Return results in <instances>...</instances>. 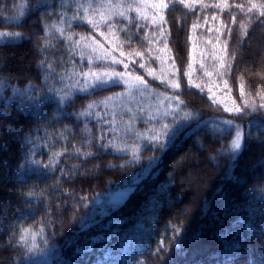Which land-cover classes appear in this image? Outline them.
Listing matches in <instances>:
<instances>
[{"label":"trees","instance_id":"trees-1","mask_svg":"<svg viewBox=\"0 0 264 264\" xmlns=\"http://www.w3.org/2000/svg\"><path fill=\"white\" fill-rule=\"evenodd\" d=\"M168 2L163 33L137 20L114 48L100 35L110 37L106 28L72 20L76 0H0V33L9 34L0 37V264H264V17L236 8L249 0H228L227 9L221 0ZM80 35L149 88L77 91L76 73L104 67L88 63L87 42L73 43ZM173 65L175 90L160 83ZM172 121L184 126L173 143L149 146L152 131Z\"/></svg>","mask_w":264,"mask_h":264},{"label":"snow or ice","instance_id":"snow-or-ice-1","mask_svg":"<svg viewBox=\"0 0 264 264\" xmlns=\"http://www.w3.org/2000/svg\"><path fill=\"white\" fill-rule=\"evenodd\" d=\"M173 2H179L183 4L186 8L187 7H194L193 5H189L185 3V0H173ZM221 3L223 6L227 9L231 6L229 5L228 0H221ZM250 7L245 8V5L243 3L237 4L236 8L242 12V13H252L253 11H256L258 13L257 19H260L261 17H264V3L259 2H252V0H249ZM41 6H46L44 4V0H41ZM208 5H203V7H207ZM215 7L219 8L221 7V4H216ZM115 8L116 11L113 13L112 9ZM146 8L153 9V13L151 16H149L146 12ZM169 8V2L168 0H152L151 3H149V0H131V2H126V0H120V3L118 5H113L111 3V0H97L96 4L93 3V0H85V2H80V0H76V13L73 15L72 20L73 21H79L80 23H86L92 30L100 31L101 26L106 28L107 32L110 34L109 36H105L104 31H100V35L104 36L105 39L108 41L109 44H112L114 48H122L123 43H116V41L119 40V36L117 33L124 32L126 36H129L130 33V27L132 25L136 24L137 20H150L152 24L156 25L157 28L163 33V24L166 23L163 15L161 13ZM132 13H135V18L131 15ZM23 15V13H22ZM120 17L121 21L126 22L125 24H120L115 21L114 17ZM215 19V18H214ZM251 21V17H249V22ZM231 23H235V18L232 17L230 20ZM261 23H264V20H261ZM69 28H71V24L68 25ZM139 27H143V25H139ZM193 27L195 28L196 25L194 24ZM226 27V26H225ZM60 35H64V29H60ZM230 31V30H229ZM9 34L7 33H0V37L7 36ZM11 35L19 36V33H13ZM71 39V37H69ZM80 41L87 42L85 44L86 47L90 49V53L92 56L88 58V63L95 64L97 62H103L104 67L101 68H89L86 71L81 70L79 73H76V75L79 77L76 81L77 85V91L82 93H88V94H94L97 92L106 91L112 87L120 86V85H128L129 86V92L133 89L136 91L142 92L145 89L149 88L148 81L144 79L143 76L140 75H133V72L129 70V63H126L124 59H117L114 56H111L109 51L104 48L103 44H100L99 41L95 40V37L93 36H84L80 35L79 41H73V43L79 47ZM129 43L130 38H129ZM165 47H167L165 45ZM226 49V44H225ZM81 58L84 59L83 52L80 53ZM125 52L121 51L120 56L125 57ZM128 55L133 57H139L141 60H143L145 53L144 52H138V51H132ZM94 57V59L92 58ZM153 57L151 56V52H148V60L153 61ZM160 57L157 56L155 60H159ZM132 62V61H130ZM42 65L44 64L43 61L40 62ZM163 61H161V75L164 74L163 69ZM113 65H123V71H116L115 68H113ZM47 67H51V65H47ZM139 67L141 69L145 70V73L152 77L153 81L159 80L160 76L157 75L151 68L146 67L145 63L141 62L139 64ZM221 68H224V64L221 62L220 64ZM173 72L170 74L169 79L160 80V83L162 86L166 88H171L173 90L178 89L179 85L173 83L172 81L176 77V72L178 70H175L173 65ZM228 72V69H225L224 72H218V75L223 77ZM225 86H227V82L225 81ZM240 94L243 96L244 93V87L243 84L240 85ZM123 95V93L119 94ZM110 99V98H109ZM264 99V97H262ZM246 107L251 108L252 110H256L257 105L254 103H251L249 101H245ZM95 103L89 104L88 108L91 109L95 107ZM259 108L264 109V103H261L259 105ZM228 111H233V109H228ZM234 111L240 112L241 109L237 106ZM0 115H3L0 113ZM68 115H71L70 113ZM80 115H92L91 112H84L80 113ZM187 119H191V115L188 113H185V117ZM228 123H232V121H228ZM183 125L177 126L175 121L169 122V123H163L160 125L159 131H152L151 136L147 138V142L149 146L156 147L160 151H165L168 146L173 143L174 138L181 134L183 130ZM11 131V129H9ZM99 139L101 141L104 140L103 136H100ZM241 135L237 132L236 139L232 141L231 143V149L233 153L238 152L241 149ZM111 145V141H108L107 143H101L99 145V148L101 150L109 147ZM77 154H79V150H77ZM86 156H93L96 155L95 153H85ZM3 211L2 206H0V212ZM24 237L22 236V239ZM163 247V241L160 242V246L157 248V252L161 250Z\"/></svg>","mask_w":264,"mask_h":264},{"label":"rangeland","instance_id":"rangeland-1","mask_svg":"<svg viewBox=\"0 0 264 264\" xmlns=\"http://www.w3.org/2000/svg\"><path fill=\"white\" fill-rule=\"evenodd\" d=\"M227 104V102H225ZM228 110V109H227Z\"/></svg>","mask_w":264,"mask_h":264}]
</instances>
